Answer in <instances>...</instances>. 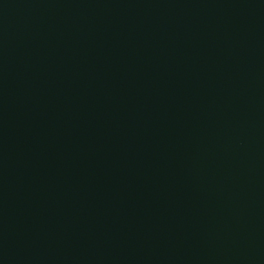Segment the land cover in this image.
I'll return each mask as SVG.
<instances>
[{"label": "water", "instance_id": "95a60500", "mask_svg": "<svg viewBox=\"0 0 264 264\" xmlns=\"http://www.w3.org/2000/svg\"><path fill=\"white\" fill-rule=\"evenodd\" d=\"M0 264H264V0H0Z\"/></svg>", "mask_w": 264, "mask_h": 264}]
</instances>
